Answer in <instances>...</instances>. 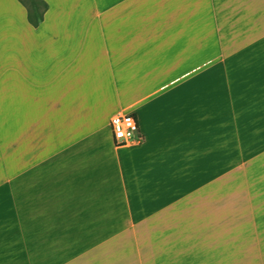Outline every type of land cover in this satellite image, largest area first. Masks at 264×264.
I'll return each mask as SVG.
<instances>
[{"label": "crops", "instance_id": "0c3cea01", "mask_svg": "<svg viewBox=\"0 0 264 264\" xmlns=\"http://www.w3.org/2000/svg\"><path fill=\"white\" fill-rule=\"evenodd\" d=\"M43 1L0 0V264H264V0Z\"/></svg>", "mask_w": 264, "mask_h": 264}, {"label": "built area", "instance_id": "2783aa9c", "mask_svg": "<svg viewBox=\"0 0 264 264\" xmlns=\"http://www.w3.org/2000/svg\"><path fill=\"white\" fill-rule=\"evenodd\" d=\"M109 125L116 146L141 143L142 135L135 113H115L110 117Z\"/></svg>", "mask_w": 264, "mask_h": 264}, {"label": "trees", "instance_id": "16d2710c", "mask_svg": "<svg viewBox=\"0 0 264 264\" xmlns=\"http://www.w3.org/2000/svg\"><path fill=\"white\" fill-rule=\"evenodd\" d=\"M26 7L28 11L29 21L37 25L42 19V14L45 9V2L43 0H20Z\"/></svg>", "mask_w": 264, "mask_h": 264}]
</instances>
